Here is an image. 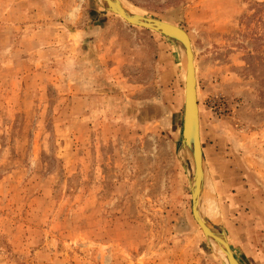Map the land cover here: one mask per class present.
Masks as SVG:
<instances>
[{"label": "rangeland", "instance_id": "1", "mask_svg": "<svg viewBox=\"0 0 264 264\" xmlns=\"http://www.w3.org/2000/svg\"><path fill=\"white\" fill-rule=\"evenodd\" d=\"M119 1L188 34L207 202L264 264V0ZM114 35L143 53L128 86L91 69ZM180 58L97 0H0V264H220L180 163Z\"/></svg>", "mask_w": 264, "mask_h": 264}, {"label": "water", "instance_id": "2", "mask_svg": "<svg viewBox=\"0 0 264 264\" xmlns=\"http://www.w3.org/2000/svg\"><path fill=\"white\" fill-rule=\"evenodd\" d=\"M111 1L112 0H97V3L101 9L107 13L115 15L116 17L119 15L121 18H118L127 25L154 32L170 41L176 47L179 56L181 57L180 59L181 63L184 65V70L186 63L187 69L184 78L186 96L183 105L180 163L186 174L190 187L192 214L215 259L220 264H240L233 258L224 230L212 214V202H208V205H211L210 207H207L209 215L205 212L206 206L204 204L203 187L206 189V186L209 185L210 181L204 165L198 139L199 115L197 80L195 77L194 53L191 40L184 30L174 24L127 11L119 0H113L115 5L111 4ZM112 6H114V8ZM184 48L186 49L185 53ZM193 142H195V144H193ZM191 145H193L192 150L194 153L193 166L187 162V159L185 158V154L191 155L190 153H187L188 150H191ZM188 159L192 163V156H188ZM190 165L193 169L189 168ZM186 168H188V170H186ZM205 229H208V232H206ZM207 233H211V236L207 235Z\"/></svg>", "mask_w": 264, "mask_h": 264}, {"label": "crops", "instance_id": "3", "mask_svg": "<svg viewBox=\"0 0 264 264\" xmlns=\"http://www.w3.org/2000/svg\"><path fill=\"white\" fill-rule=\"evenodd\" d=\"M114 38L110 36L109 41L104 42L103 50L98 52L100 62L96 58L94 67L91 69L96 71L95 74H105L103 76L105 79L110 80L111 76L118 83L125 82L128 86V60L130 59L131 64L134 62L140 66L144 60L143 53L139 56V52L142 50L137 46L134 47V44L128 43V40H120L117 35H114ZM139 57L141 59L138 61Z\"/></svg>", "mask_w": 264, "mask_h": 264}, {"label": "bare ground", "instance_id": "4", "mask_svg": "<svg viewBox=\"0 0 264 264\" xmlns=\"http://www.w3.org/2000/svg\"><path fill=\"white\" fill-rule=\"evenodd\" d=\"M111 4H114L115 5V2L112 0L111 1ZM113 8H114V6H112ZM117 17H120L119 15L117 16ZM121 18V17H120ZM186 52V49L184 48V53ZM186 69H187V66H186V63H185V70H184V78H185V76H186ZM195 77H196V75H195ZM185 85H183V103H184V100H185V96H186V92H185V87H184ZM198 115H199V108H198ZM198 119H199V116H198ZM198 125H199V122H198ZM198 139H199V142H200V135H199V129H198ZM193 144H195V142H193ZM192 146V148H191V150L193 149V145H191ZM191 150H188L187 151V153H190L191 155H188V154H185V158L187 159V162H189L190 164H192V166H193V156H194V153H193V150L191 151ZM200 150H201V144H200ZM184 151H185V149H184ZM185 153V152H184ZM201 154H202V150H201ZM188 156H192V163L190 162V160L188 159ZM191 158V157H190ZM191 165H190V167L189 168H192L193 169V167H192ZM186 170H188V168H186ZM193 174V173H192ZM203 189H204V204H205V206H206V213L208 214V210H207V207H208V197H207V193H206V190H205V187H203ZM209 215V214H208ZM205 231L206 232H208V229H205ZM207 235H209V236H211V233H207Z\"/></svg>", "mask_w": 264, "mask_h": 264}]
</instances>
